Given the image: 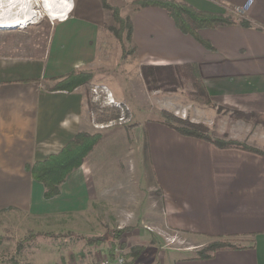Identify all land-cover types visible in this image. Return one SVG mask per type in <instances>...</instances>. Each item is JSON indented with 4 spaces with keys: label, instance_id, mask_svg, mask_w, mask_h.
<instances>
[{
    "label": "crops",
    "instance_id": "crops-1",
    "mask_svg": "<svg viewBox=\"0 0 264 264\" xmlns=\"http://www.w3.org/2000/svg\"><path fill=\"white\" fill-rule=\"evenodd\" d=\"M185 1L229 13L247 0ZM66 8L67 16L50 19L45 34L0 33V213L20 211L43 223L53 217L68 221L96 203L97 225L138 218L185 234L192 240L190 248L213 237L242 238L243 247L222 249L209 258L178 250L161 264H264V155L182 134L160 118L135 122L139 131L145 124L131 154L139 165L131 158L128 166L121 164V151L134 138L119 134L121 141L106 155L97 151L110 135L105 136L68 176L61 193L44 197V185L26 164L59 151L80 131H98L85 88L52 91L45 83L103 61V39L98 40L110 13L102 0H76ZM130 15L135 69L143 80L145 64L195 63L214 102L264 112V0H254L240 16L248 24L201 28L200 36L212 47L181 31L163 7L133 9ZM205 116L195 121L214 128L215 109ZM256 134L251 142L264 150V129Z\"/></svg>",
    "mask_w": 264,
    "mask_h": 264
},
{
    "label": "rangeland",
    "instance_id": "rangeland-1",
    "mask_svg": "<svg viewBox=\"0 0 264 264\" xmlns=\"http://www.w3.org/2000/svg\"><path fill=\"white\" fill-rule=\"evenodd\" d=\"M11 1L4 0L0 5V17L15 18L24 15L26 21L19 26L0 28V33H5L7 30L12 31L11 29L20 30L25 34L35 31L43 32L44 34L48 32L50 19L55 17V14L48 8L46 0H13L16 4V8L13 10H11L12 8L9 5H6ZM61 1L59 0L60 3H57V1L52 0V6L59 15L63 16L66 13L64 9L68 7V4L76 0ZM109 2L121 6L124 15L130 14L134 9L132 0H109ZM109 13L110 16L104 26V30H102L103 34L101 33L98 40L101 44L103 39V49L100 52L105 58L96 64V68L88 69V71L93 72V76L91 84L86 89L94 94V100H100L102 106L116 105L121 109L124 107V111L128 110L129 116L121 117L117 121L96 124L98 132L104 133V137L110 135L97 148V151L108 155L110 151L114 150L112 148L121 141L119 134L124 135V137L128 134L132 141L134 138V141L121 151V164L124 165L126 163L128 166V160L131 158L133 164L139 165L140 159L136 155L131 154L134 153L133 149L135 151L137 149L134 147L136 136L144 135L145 133V124L139 131L135 126L136 121L142 122L154 118L164 119L162 110H167L179 117L189 118L194 122H198L195 120L206 118L205 115L212 108L216 111L215 121L217 125L213 126L214 128H209L205 123L201 122L207 126L209 135L224 141L234 140L256 147V144L251 142V137L255 132L258 134L261 129H264V122L258 116L244 115L242 112H250L229 109L214 102L212 99V104H210L203 99L193 98L188 94L190 88L188 83L179 87L174 86L175 88L172 89L160 88L153 90L146 87L147 85L145 86L143 83L144 80L137 71L138 69H135V54L131 52L133 43L132 41H125L129 54L124 56L121 42L109 28L110 26H117L110 10ZM237 13L235 9L229 13L227 12V14L235 18H240L244 14ZM98 84L99 86L105 85L108 90L96 88ZM112 91L113 93L116 91L122 98L128 99L129 103L123 99L118 100ZM112 99L113 102L111 101ZM130 100L132 103H130ZM183 106L186 109L180 108ZM125 154L129 155L125 156ZM80 216L79 218L70 217L68 221L62 220V217H53L50 219L52 221L48 222L46 220L47 222L43 223L20 211L1 212L0 264H96L100 257L105 254L110 255L108 254V247L113 242L107 241L100 246L89 245L79 236L96 237V235H107L111 239L113 232L117 229H123L121 238L115 243L118 242V245L121 246V249L117 252L120 253L122 250V255H120L124 258L125 264H161L163 260L178 252V250H181V254L196 255L199 249L211 241L208 239L203 246L190 248L189 242H192V240L185 239V234L153 222H142L138 218H131L133 221L121 224L118 222L110 225H97L96 203L91 205L90 210L88 209L84 216ZM102 226L107 229L106 232L99 229ZM68 232L70 233L69 235L66 234ZM33 233L39 235L28 238ZM45 233H48V235ZM187 236L190 237V235ZM235 239L239 243L242 241V238L236 237ZM20 242H23L21 248L18 247ZM185 247L190 249L188 250Z\"/></svg>",
    "mask_w": 264,
    "mask_h": 264
},
{
    "label": "trees",
    "instance_id": "trees-1",
    "mask_svg": "<svg viewBox=\"0 0 264 264\" xmlns=\"http://www.w3.org/2000/svg\"><path fill=\"white\" fill-rule=\"evenodd\" d=\"M134 9L143 8L146 6H160L165 8L168 13L175 20L178 28L184 33H188L196 37L201 43L207 47H212L210 41L202 38L199 30L204 27H217L220 25H227L236 22L248 24L243 18H235L227 13L212 12L202 10L185 0H132ZM103 6L112 12L117 26H110L111 31L115 33L118 40L121 42L123 55L129 54L126 49L125 41L133 40V20L130 14H123L122 7L112 4L109 0L103 1ZM131 52H136V47L133 45ZM143 78L147 87L151 89H172L174 86H181L188 83V94L196 99H203L205 102L212 104L210 95L203 83L197 64H170V65H152L145 64L141 66ZM93 72L85 69H74L66 75L54 78L45 83V88L48 90H61L66 92H73L76 89L83 87L87 92V100L89 110L93 116L96 124H104L110 121H117L121 117L129 116V112L124 111L116 105L102 106L100 100H94V94L88 91L91 84ZM256 115L264 122V112H250L244 113ZM165 124L175 128L180 133L204 138L214 142L215 144L227 147L235 146L244 149L252 150L264 155V150L253 145H247L236 141H224L220 138H213L207 133V126L201 122H194L189 118H182L171 111L162 110ZM104 133L87 131L78 132L72 139H70L59 151L51 153L44 159L36 160L32 163L26 164V169L31 172L32 177L44 185V197L51 199L61 193L62 185L67 180L68 176L77 168H79L88 154L94 147L102 140ZM123 229H117L113 232L111 239L107 235H96V237L79 236L85 240L89 245L100 246L107 241L112 243L108 247V254L115 257L121 252L118 242L122 236ZM48 235V233H45ZM69 235L70 233H66ZM72 234V233H71ZM39 234H31L28 238H33ZM236 237H213L212 240L203 248L199 249L194 257L209 258L222 249L243 247L239 242H236ZM31 240V239H28ZM23 242L18 244L21 248ZM122 255V254H121ZM19 264V263H16Z\"/></svg>",
    "mask_w": 264,
    "mask_h": 264
},
{
    "label": "built area",
    "instance_id": "built-area-1",
    "mask_svg": "<svg viewBox=\"0 0 264 264\" xmlns=\"http://www.w3.org/2000/svg\"><path fill=\"white\" fill-rule=\"evenodd\" d=\"M253 3L254 0H247L244 4L236 6L235 11L238 12L237 14L239 13L243 14L252 7ZM66 16H67V12L65 13V15L61 16L60 18H64ZM96 88H101V90H103L105 87H101L98 85ZM111 101L113 102V99ZM96 264H125V262H124V258L120 254H117L115 257L105 254L96 261Z\"/></svg>",
    "mask_w": 264,
    "mask_h": 264
},
{
    "label": "bare ground",
    "instance_id": "bare-ground-1",
    "mask_svg": "<svg viewBox=\"0 0 264 264\" xmlns=\"http://www.w3.org/2000/svg\"><path fill=\"white\" fill-rule=\"evenodd\" d=\"M55 1H57V3L59 2V0H55ZM65 1H67V0H62L61 2H65ZM3 2H4V0H0V5ZM46 2H47L46 4L48 5V8L51 10V12L53 14H55V17L62 16V15H59L58 12H57V10L54 9V7L52 6V0H46ZM6 5H9V7L12 8L11 10H13L14 8H16L15 1H13V0L11 2L7 3ZM66 9H64V10H66ZM25 21H26V18H24V15H22L20 17H15V18H2V17H0V28H3V27H12V26H19L20 24L24 23Z\"/></svg>",
    "mask_w": 264,
    "mask_h": 264
}]
</instances>
